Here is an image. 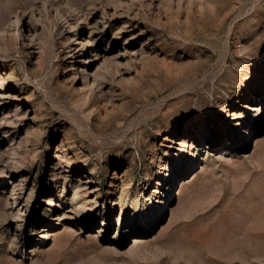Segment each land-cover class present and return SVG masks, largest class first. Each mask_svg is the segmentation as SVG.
I'll return each mask as SVG.
<instances>
[{"label": "rangeland", "instance_id": "374dc122", "mask_svg": "<svg viewBox=\"0 0 264 264\" xmlns=\"http://www.w3.org/2000/svg\"><path fill=\"white\" fill-rule=\"evenodd\" d=\"M0 264H264V0H0Z\"/></svg>", "mask_w": 264, "mask_h": 264}, {"label": "bare ground", "instance_id": "6f19581e", "mask_svg": "<svg viewBox=\"0 0 264 264\" xmlns=\"http://www.w3.org/2000/svg\"><path fill=\"white\" fill-rule=\"evenodd\" d=\"M259 105H260V104H254V105L252 104V105H249L248 108H249L250 112L252 113L253 110L256 111V110L259 109ZM223 109H225V108H223ZM251 115H252V114H251ZM251 115H250V116H251ZM234 119H235V120H236V119H239V116H238V115H235ZM185 146H187V145L185 144Z\"/></svg>", "mask_w": 264, "mask_h": 264}]
</instances>
